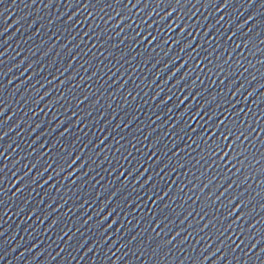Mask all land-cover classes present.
I'll return each mask as SVG.
<instances>
[{"label": "water", "instance_id": "water-1", "mask_svg": "<svg viewBox=\"0 0 264 264\" xmlns=\"http://www.w3.org/2000/svg\"><path fill=\"white\" fill-rule=\"evenodd\" d=\"M0 264H264V0H0Z\"/></svg>", "mask_w": 264, "mask_h": 264}, {"label": "snow or ice", "instance_id": "snow-or-ice-1", "mask_svg": "<svg viewBox=\"0 0 264 264\" xmlns=\"http://www.w3.org/2000/svg\"><path fill=\"white\" fill-rule=\"evenodd\" d=\"M224 138L227 139V136H225ZM229 147H231V145H229ZM73 163H75V161H73Z\"/></svg>", "mask_w": 264, "mask_h": 264}]
</instances>
